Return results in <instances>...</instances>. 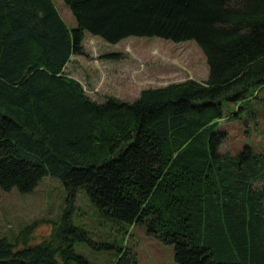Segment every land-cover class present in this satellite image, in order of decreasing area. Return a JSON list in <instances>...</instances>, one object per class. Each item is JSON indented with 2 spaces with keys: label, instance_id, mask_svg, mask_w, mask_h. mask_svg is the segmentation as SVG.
Returning a JSON list of instances; mask_svg holds the SVG:
<instances>
[{
  "label": "trees",
  "instance_id": "16d2710c",
  "mask_svg": "<svg viewBox=\"0 0 264 264\" xmlns=\"http://www.w3.org/2000/svg\"><path fill=\"white\" fill-rule=\"evenodd\" d=\"M64 1L75 26L53 0H0V187L26 192L58 176L103 214L173 243L180 264H264V192L253 187L264 149L220 153L216 129L225 99L243 108L264 84V0ZM85 30L113 43L194 38L208 76L98 101L64 69L86 53ZM31 225L20 246L0 235V264H92L73 247L84 228L63 217L28 242ZM114 264L136 255L120 247Z\"/></svg>",
  "mask_w": 264,
  "mask_h": 264
},
{
  "label": "rangeland",
  "instance_id": "374dc122",
  "mask_svg": "<svg viewBox=\"0 0 264 264\" xmlns=\"http://www.w3.org/2000/svg\"><path fill=\"white\" fill-rule=\"evenodd\" d=\"M53 1L65 22L75 26L65 1ZM82 43L86 53L72 54L64 69L98 101L109 95L132 100L145 86L208 76L206 57L194 38L175 41L132 34L113 43L85 30ZM113 52L118 57L105 56ZM242 99L243 108L233 100L223 101V116L216 124L225 132L220 153H236L247 145L253 151L264 149V84L252 87ZM253 187L264 192V177L254 180ZM63 217L86 230L87 238L76 240L73 247L92 264H114L120 247L135 253L136 264H180L173 243L148 232L143 223L126 226L103 214L83 186L73 191L58 176L46 174L26 192L0 187V235L17 240V246L22 245L23 226L32 224L27 240L35 242L47 237Z\"/></svg>",
  "mask_w": 264,
  "mask_h": 264
}]
</instances>
